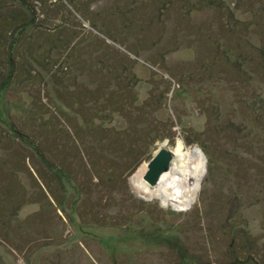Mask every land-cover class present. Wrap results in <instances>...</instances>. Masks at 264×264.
<instances>
[{"label": "rangeland", "instance_id": "obj_1", "mask_svg": "<svg viewBox=\"0 0 264 264\" xmlns=\"http://www.w3.org/2000/svg\"><path fill=\"white\" fill-rule=\"evenodd\" d=\"M0 264H264V0H0Z\"/></svg>", "mask_w": 264, "mask_h": 264}, {"label": "bare ground", "instance_id": "obj_2", "mask_svg": "<svg viewBox=\"0 0 264 264\" xmlns=\"http://www.w3.org/2000/svg\"><path fill=\"white\" fill-rule=\"evenodd\" d=\"M170 150L173 154L170 168L161 175L157 186L149 185L141 173L134 179L135 186L147 197L161 199L164 205H172L178 210L188 209L201 189L206 173V159L200 148L186 147L181 139ZM144 167L147 168L148 164Z\"/></svg>", "mask_w": 264, "mask_h": 264}, {"label": "water", "instance_id": "obj_3", "mask_svg": "<svg viewBox=\"0 0 264 264\" xmlns=\"http://www.w3.org/2000/svg\"><path fill=\"white\" fill-rule=\"evenodd\" d=\"M172 159L171 150L163 145L148 163V170L144 175V180L151 186L157 185L161 175L169 170Z\"/></svg>", "mask_w": 264, "mask_h": 264}]
</instances>
